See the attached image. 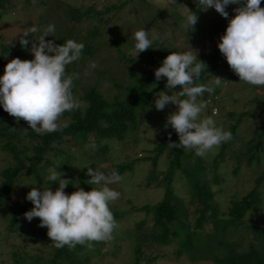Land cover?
<instances>
[{
  "label": "trees",
  "instance_id": "16d2710c",
  "mask_svg": "<svg viewBox=\"0 0 264 264\" xmlns=\"http://www.w3.org/2000/svg\"><path fill=\"white\" fill-rule=\"evenodd\" d=\"M133 1L122 0V3L110 1L103 10L96 9L92 5L85 6L82 3L66 4L64 17L68 25L57 26L52 36L46 38L57 45H62L69 39L84 44L81 58L66 67L67 74L77 72L80 64L92 59L98 48L95 38L102 34L105 24L112 20L119 6L130 3L135 5L130 7L135 8L141 2V0H135L134 4ZM10 2V0H0V19ZM27 2L30 5L31 1L27 0ZM36 3L37 0H35ZM242 3L243 0H241ZM241 4H229L225 9L229 14L228 17L224 18L220 15L221 21L213 28L221 30L224 35L230 19L236 15L234 9ZM261 5L264 6V0H261ZM189 10L196 14L199 20L202 9L198 5V0L196 3L189 4ZM161 13L162 10L158 9L150 20L144 22L142 29L147 31L154 28L158 31L160 29L158 15ZM84 19L89 20L90 27L87 26L81 31L78 27H82ZM92 20H96L94 25L91 23ZM175 25L179 23L176 22ZM187 29L192 30L193 34L200 28L195 24L192 27L188 25ZM161 30L152 34L158 33L156 37H149L153 40L152 48L142 52L144 56L142 60L147 58L150 67L135 77L132 84L122 85L114 82L113 85L119 92H116L110 100L102 97L97 91L96 83L86 85L83 93L77 95L78 88L73 81L72 92L75 95L74 98L80 102V107L63 114L60 122H66L68 127L62 131L37 134L23 119L19 121H23L24 126L17 128L15 127L17 121L0 105V150L9 156V164L0 169V207L4 205L9 207V218L4 230L0 231V264H90L91 256L100 254V246L103 242H92L91 248L86 244H77L73 249L67 246L56 248L47 235L48 229L39 226V218H33L35 222H29L24 217V213L34 207L32 202L29 200L20 202L12 199V195L20 183L39 187L41 191L49 188L54 192L59 187V183L48 180L53 170L59 172L62 179L69 180V184L64 189L68 195L78 190L74 185H78L85 191L100 187L87 183L91 179L88 175V167L97 169L105 175L110 174L113 169L120 175L126 170L132 171L135 165L134 159L113 161L110 153L112 141H123L125 145L127 133L130 130L137 132L139 116L145 108L151 106L153 94L167 82L166 77L157 81L155 70L162 66L163 60L171 52H186L176 46L163 47ZM31 35L42 34L32 33L26 37L29 43L24 48L20 45V39L14 43L15 45L12 42L0 44V76L4 75L5 65L13 58L34 59L30 49L32 43L37 40L33 38L29 40ZM22 37L23 35L20 38ZM189 40L188 37L187 41ZM220 42V39L209 42L203 58H200L197 53L198 60L206 64V69L202 71L199 78V84L208 85V79L216 73L218 64L221 62L228 64L218 48ZM157 45L162 46L160 47L161 56L155 59L152 52ZM219 58L222 61L218 62ZM177 90L180 91V86H177ZM217 90L216 87L213 93L205 92L202 96L203 100L212 103L207 110L209 114H213L212 105L217 100ZM228 116L233 120L228 130L232 133V139L222 143L211 160L206 161L204 157L196 156L194 150L168 146L170 143H179V136L171 126H168L167 132L158 139L148 154L138 157L146 158L151 164V171L145 177L144 185L148 187L154 182L156 187H161L162 191L160 198L153 204L132 203L129 206L132 210L144 213L145 217L136 221L134 226L126 231V239L131 241V261L128 264L143 262L151 264L158 255L148 253L146 249L154 244L161 246L173 244L176 257L186 255L193 261H208L213 264H264V227L247 224L246 227L254 233L257 241H250L242 248L240 247L242 241L230 240L227 235L229 229L243 224L248 212L260 211L264 197V166L251 177L252 182L241 189L240 196L230 197L228 206L224 209L225 212L215 201L219 189H212V185L223 182L218 169L226 159H233V171L236 174L241 164L246 163V166H251L252 162L259 164L260 159L264 157V139L261 133L264 106L258 111H247V113L229 111ZM247 116H256L254 119L257 121L252 128L251 137L238 149L231 152L225 151L226 147L234 141L238 125L243 120H247ZM135 136H132L133 139L136 138ZM66 138L74 140L75 143L77 141V143L90 142V144L76 159L61 147V143ZM82 144L81 148H83ZM93 144L95 148L91 147ZM162 154H166L168 160L164 168H162L163 165L159 168L157 167L158 158ZM52 155L59 161L58 164L55 163V159H51ZM80 160L89 162L80 165ZM98 164L100 168L95 167ZM209 168L212 172L211 176L207 173ZM177 173L184 177L186 196H180L173 186ZM22 174H25L27 179L21 177ZM120 186V183L109 185L110 188L121 193ZM126 201L131 202L129 199ZM117 203L116 200L110 205L116 220L124 218L131 212L129 208L119 209ZM18 213L22 215V219ZM190 215L193 217L189 218ZM122 238H125L124 235ZM4 248L8 250L7 255H4ZM7 259L8 262H3Z\"/></svg>",
  "mask_w": 264,
  "mask_h": 264
},
{
  "label": "rangeland",
  "instance_id": "374dc122",
  "mask_svg": "<svg viewBox=\"0 0 264 264\" xmlns=\"http://www.w3.org/2000/svg\"><path fill=\"white\" fill-rule=\"evenodd\" d=\"M10 1L9 6L5 8L0 19V44L12 42L15 45L14 43L18 42L23 33L31 26L36 27L38 29L36 33L39 34H42L44 28L49 24H54L55 28L57 26H67V19L64 16L67 9L66 4L68 3H82L85 6L92 5L99 10L105 9V5L110 1L122 3V0H43V2L42 0H37L35 4V0H30L31 3L29 5L27 0ZM133 2L135 4V0ZM196 2L197 0H176V4L168 6L167 0H141L135 8L130 7L135 6L130 3L119 6L112 20L107 25L105 24L102 34L95 38L96 45L98 46L96 53L91 60H86L77 69L76 73L79 74V78L74 80L75 86L78 88L77 95L83 93L86 85L96 83L97 91L102 97L110 100L116 92H119L114 87V82L122 85L132 84L135 77L150 67L147 58L142 60V57H144L142 52L136 56L134 33L142 29L144 22L150 20L158 9L162 10V13L158 15L160 29L158 31L154 30V28L147 30L149 37H156L158 33L156 35L152 34L159 32L162 28H166L161 30L163 47L176 46L184 51L194 49L200 55V58H203V53L206 51L208 43L220 39L223 33L221 30L213 28L214 25L221 21L220 14L214 8L202 10L199 20L196 23L200 28L199 30H196L192 34V30L187 29V26L190 25L186 21V17L190 14L188 10L189 4ZM261 7L264 8L263 5ZM176 22L179 25L176 26ZM91 23L94 25L96 20H92ZM87 26L90 27V22L88 19H84L82 27H78V29L82 31ZM188 37L190 38L189 41H187ZM32 38L38 40L39 35H31L29 40ZM45 40L48 41L46 37ZM36 43L38 44V41ZM160 47L162 46L157 45L152 52L155 55V59L161 56ZM220 61H222L221 58H219L218 62ZM215 77H220L226 82L215 86L213 83ZM199 82L200 80L197 81V84ZM208 85H211L213 88L217 87V100L212 105L213 114H209L207 111L209 109L208 107H210L209 104H212L209 103L208 107L201 114V118L212 116L217 125L222 126L225 131L229 130V125L233 122L232 118L228 116L229 111L247 113V111H258L264 106V86H253L240 82V78L228 64L222 62L218 64L216 73L208 79ZM161 91L172 95L173 92H177L178 90L176 86L169 91L166 85L158 89L152 96L151 106L145 108L139 116L137 132L135 133L130 130L127 133V140L125 139L127 144L124 145L123 141H112L110 153L112 154L113 161L135 160L132 171L126 170L121 174L123 176V180L120 182L122 195L117 200L119 209L129 208L131 212L124 216V218L116 220L118 227L113 232L114 238L110 241L103 242L100 246V254L91 256L90 264H128L131 261V241L130 239H126V231L129 227H133L136 221L145 217L144 213L132 210L129 206L132 203L135 205L145 203L153 204L161 196L162 189L161 187H156L154 182L148 187L144 185L145 177L151 171V164L146 158H138L148 154L158 139L167 132V117L175 112V108L177 107L170 103L163 110H157L155 100L157 99V94ZM198 99L203 100L202 97ZM12 118L16 120L13 116ZM254 118L256 116H247V120H243L238 125L233 139L234 141L226 147L225 151L231 152L238 149L242 143L251 137L252 128L257 124ZM20 126H24L23 121H19L15 125L17 128ZM261 133L264 139V122ZM132 136L136 138L133 139ZM76 143L74 140L66 138L61 143V147L64 148L66 153L72 154L77 159L80 157V152L85 150V147L88 148L87 146L90 142L83 144L77 143L79 147L76 146ZM81 144L83 148L80 147ZM218 148L208 152L204 156V159L206 161L211 160L218 151ZM55 158L54 155L51 156V159ZM167 160L168 157H166V154H162L158 158L157 167L160 168L163 165L162 168H164ZM54 161H56V164L59 162L57 159ZM86 162L89 161L80 160L79 164L84 165ZM8 164L9 156L0 150V169ZM233 165V159H226L222 162L218 171L221 173L223 182L212 185V189H219L215 201L222 210L227 208L231 196H240L241 189L247 187L252 182L251 177L257 174L264 166V157L260 159L259 164H255L254 162L251 163V166H246V163L241 164L236 174L233 171ZM95 167L100 168L99 164ZM207 173L211 176L212 172L210 168ZM22 176L26 178L25 174H22ZM38 185L40 186V184ZM173 186L180 196L187 195L184 177L179 173L175 175ZM33 187L32 185L26 186L24 183L18 184L12 195V199L20 202L26 201V196ZM35 188L40 190L39 187ZM127 199L131 202H127ZM8 212V205L0 207V231H3L5 228L7 219L9 218ZM18 216L22 219L20 213H18ZM191 217L193 216L190 215L189 218ZM244 218L243 224L229 229L227 232L230 240L242 241L240 244L241 248L248 245L250 241H257L254 238V233L246 227L247 224L264 227V197L260 211L258 213L248 212ZM31 221L35 222L34 219ZM123 235L125 238H122ZM115 237L118 238L116 239ZM8 250L4 248V255H7ZM146 251L158 255L157 259L151 264H213L208 261H193L186 255L176 257L174 254L175 245L173 244L168 246L154 244L150 248H147ZM3 262H8V259L3 260ZM142 264H145V262Z\"/></svg>",
  "mask_w": 264,
  "mask_h": 264
},
{
  "label": "clouds",
  "instance_id": "9594fccd",
  "mask_svg": "<svg viewBox=\"0 0 264 264\" xmlns=\"http://www.w3.org/2000/svg\"><path fill=\"white\" fill-rule=\"evenodd\" d=\"M167 4H176V0H167ZM229 4H241V0H198L202 10L214 8L224 18L229 15L225 10ZM234 11L236 15L230 19L218 48L240 82L264 86V8L261 0H243ZM189 12L186 21L192 27L198 17ZM37 31L31 26L23 33L20 38L22 48L29 43L26 37ZM54 32L55 25H47L37 40L38 44L32 43L30 51L34 59L13 58L5 65L4 75L0 76V105L17 122L21 119L26 121L37 134L62 131L68 127L66 122H60L63 114L80 107L72 92L73 81L79 78V74H67L66 67L81 58L84 44L72 39L62 45L46 41L45 37L52 36ZM134 38L136 56L152 48L153 40L145 29L137 30ZM205 69V62L198 60L196 50L192 49L183 53L171 52L162 66L155 70L157 81L167 78L169 91L180 86V91L172 95L159 92L155 100L157 110H163L170 103L177 106V110L167 117L166 127L171 126L175 130L179 143L168 146L194 150L199 157L232 139V133L218 126L212 116L201 118L210 101L198 98L205 92H214L211 85L196 84ZM222 82L226 81L220 77L213 81L215 86ZM91 147L95 148V145ZM88 175L91 179L87 183L100 187L85 191L74 185L78 190L68 195L64 189L69 180L62 179L60 173L53 170L48 180L58 181L59 187L54 192L49 188L41 191L33 187L26 196L34 207L25 212L24 217L29 222L39 218V226L48 229L47 235L56 248L67 246L73 249L77 244L91 248L92 242L114 238L118 223L110 205L119 199L121 193L109 185L120 183L123 176L115 169L105 175L91 167H88Z\"/></svg>",
  "mask_w": 264,
  "mask_h": 264
}]
</instances>
